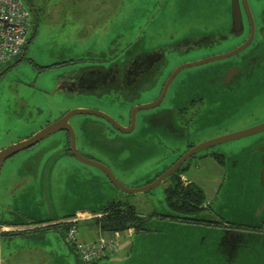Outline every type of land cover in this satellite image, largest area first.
Wrapping results in <instances>:
<instances>
[{"label": "rangeland", "instance_id": "obj_1", "mask_svg": "<svg viewBox=\"0 0 264 264\" xmlns=\"http://www.w3.org/2000/svg\"><path fill=\"white\" fill-rule=\"evenodd\" d=\"M184 1L32 0L36 14L38 12V22L25 50V59L0 77V150L36 132L61 112L101 108L96 101L86 98L87 95H68L55 90L59 70L53 67L57 63L75 58H95V54L110 43L116 44L120 51L127 44L155 48L173 43L178 39L179 11ZM227 2L218 0L213 14L208 15L210 18L203 15V20L208 24L216 22L218 19L212 20L211 17L219 11L228 13ZM157 92L158 89L154 88L142 100L157 97ZM135 102L121 103V100L113 99V108L106 109L105 113L127 116ZM147 113L148 110L140 111L138 121ZM248 115L235 116V120L216 127L210 136L207 133L200 138L219 137L261 123L249 122L252 117ZM82 118L95 119L76 115L73 122ZM88 133L85 134L91 137L92 133ZM81 138H84L82 133H78V150L101 160L125 187L131 189L146 185L188 145L210 140L123 139L125 144L122 145L119 141ZM263 141L264 132H260L205 149L188 161L189 168L182 177L202 189L206 203L218 218L226 222L264 225V209H261L264 154L255 150ZM60 146L63 144L55 145L49 140L39 150L20 152L3 164L0 171V219L15 220L19 213L26 218L51 221L52 217L63 218L74 211H77L75 214L85 211L78 215L85 217L87 214L83 213L99 211L116 199L130 202L142 216L154 212L170 213L165 201L168 181L150 192L126 195L114 187L102 171L92 166L68 157L61 161L56 158L53 161L56 164H50L51 157L47 161L48 156ZM211 152L223 153L225 164L221 165L207 155ZM256 169H259L257 177L254 176ZM98 175L103 177L104 183L91 179ZM38 224L33 222L30 229L37 228ZM147 228L149 231L141 233L128 229L108 234L115 239L117 252L103 259L101 264H233L237 259L239 264H264V245H257L254 251L244 249L235 258L227 254L226 257L219 249L224 235L221 228L192 226L158 217L150 218ZM258 231L245 232L260 233ZM0 244L3 246L0 264H75L74 255L54 232L30 239L14 237L8 242L0 238Z\"/></svg>", "mask_w": 264, "mask_h": 264}, {"label": "flooded vegetation", "instance_id": "obj_2", "mask_svg": "<svg viewBox=\"0 0 264 264\" xmlns=\"http://www.w3.org/2000/svg\"><path fill=\"white\" fill-rule=\"evenodd\" d=\"M227 1L228 13L216 12L211 18L218 20L208 24L205 19L203 20V15L213 14L218 0H185L179 11L181 21L178 39L173 43L169 42L155 48H144L142 44H127L123 51L118 50L116 44L110 43L103 51L96 53L95 58H75L57 63L53 67L59 70L55 78V90L68 95L73 93L87 95L86 98L96 101L101 108L88 110L95 112L94 114H77L92 116L95 119L82 118L78 122H73L76 115L72 116L68 120V125L63 124L65 130L49 135L24 151L39 150L49 140L54 141L55 145L63 144L54 153L49 154L47 161L51 157L49 163L53 164L56 158L61 161L62 158L68 157L76 161L69 139H78V133H82L84 138L81 139H106L109 142L122 140L120 144L124 145L123 139H199L202 134L208 133L210 136L216 127L226 125L241 114H249L252 119L248 121L254 124L264 122V0H237L241 12V24L237 26H232L231 15L232 1L236 0ZM30 4L34 12L32 1ZM227 14L228 17H225ZM32 16L34 17V13ZM27 46H24L25 50ZM240 49L242 50L231 55ZM22 52L0 69V77L11 68L5 70L21 56ZM176 70L179 71L173 75ZM167 82H169L167 90L161 96ZM154 88L158 89V96L142 100V97L145 98ZM113 99H119L121 103L137 102L127 116L106 114V109L113 108ZM159 100L161 101L155 105ZM147 105L155 106L139 109ZM160 106H162L160 109H156ZM147 110L145 118L138 121V113ZM68 112L70 111L61 112L56 119L47 121L36 132L64 117ZM71 129L74 136L71 135ZM36 132L19 141L32 137ZM88 132L92 133L91 137L86 135ZM209 136L200 139L215 138ZM192 147L194 145H188L171 164L143 187L153 183L173 167ZM76 149L84 158L106 166L94 155L82 154L77 145ZM39 154L42 155L43 152ZM197 154L164 180L169 182L168 186L171 177L185 167L188 169V161ZM207 155L221 156L224 159L223 153L211 152ZM185 172L181 175L184 176ZM180 180L184 186L194 183L182 176ZM99 182H103V179ZM18 216L22 221L27 220L24 215L18 213L17 218ZM160 219L192 226L213 227L194 221L187 223L173 215ZM30 223V226H33V223ZM57 223L59 222L54 218L39 223L33 230L14 231L17 234L10 237L0 234V238L8 242L14 237L30 239L43 233L54 232L68 246L78 264H81L73 246L66 239V225L58 224L57 228L51 226Z\"/></svg>", "mask_w": 264, "mask_h": 264}, {"label": "water", "instance_id": "obj_3", "mask_svg": "<svg viewBox=\"0 0 264 264\" xmlns=\"http://www.w3.org/2000/svg\"><path fill=\"white\" fill-rule=\"evenodd\" d=\"M23 1L26 4V6L28 7V9L33 14L34 12H33L32 7L27 3L26 0H23ZM231 15H232V26L240 25L241 24V12H240L237 0L232 1ZM36 28H37V19L34 16L33 17L32 31H31L29 39L26 41L25 46H27L29 41L33 38L35 31H36ZM242 49L238 50L237 52L232 53L231 55L238 53ZM24 51H25V48H24ZM23 55H24V52H22L21 56L17 60L10 63V65L7 68H5V70L14 66L15 64L19 63L22 60ZM190 65L192 66L193 64H190ZM179 70H176V72L173 75H175ZM169 82H167V84L164 86L161 96H163L165 94ZM160 101L161 100H159L155 105H157ZM155 105H151V106L147 105V106L140 107L139 109H146V108L153 107ZM94 113L95 112L88 111V110L70 111L64 117L60 118L59 120H56L55 122L47 125L46 127L42 128L41 130L36 132L32 137H30L28 139H24V140L16 142V143H12V144L8 145L7 147L1 149L0 150V171H1L3 164L8 159H10L11 157L15 156L16 154H18L24 150H27V149L33 147L34 145H36L40 141L44 140V138L48 137L49 135H51L55 132H58V131L65 130V127L63 126V124L66 123L68 125V120L72 116L77 115V114H94ZM260 132H264V122H261L255 126L249 127L247 129H244L241 131H237V132L230 133L227 135L215 137L213 139H210L208 141L200 143V144L192 147L186 154H184L179 159V161L173 167L168 169L164 174L160 175L153 183H151L145 187L135 188V189L127 188L124 185H122L120 183V181L116 178V176L112 173V171H110V169L107 166H105V165H103V164H101L95 160L86 159L83 156H81L76 149V145H75L76 139H69V140H70V144H71V151L73 153V157L77 161H79L81 163H85L87 165H90V166L102 171L106 175L108 181L114 187H116L119 191H121L125 194L132 195V194H137V193H145V192L151 191L155 187L159 186L164 180H166L170 176V174H172L177 168H179L180 165H182L184 162H186L189 158H191L195 154H197V153H199V152H201L207 148L216 146L218 144L234 141V140L244 138L247 136H251V135H254V134H257ZM71 135L74 136L72 129H71ZM121 141L122 140H120V143H121ZM255 150H256V152H261L264 154V141L259 143ZM223 164H225V163H223ZM261 168H262L261 169V184L264 185V160H263ZM258 170L259 169H256L254 171L255 177L258 176ZM261 209H264V200H263ZM75 212H77V211L69 213L66 216H70V215L73 216L75 214ZM89 212L94 213L97 211L91 210ZM66 216H64V217H66ZM27 219L28 220L22 221L21 223L22 224H30V222L48 221V220H45V221L44 220L43 221L42 220H34V219H30V218H27ZM50 219H54V217H52ZM228 223L241 225V226L248 227L251 229H259L261 227L260 225H257V224L248 225V224H242L241 222H228ZM147 229L149 230V228H147ZM221 231L222 232L224 231V235H223V239H222V242L220 244L219 249H221V251L225 253V256L227 254L231 258H235L237 256V254L244 249H246V251L249 252V251H254L257 245H261V246L264 245V234H262V233H252V232H245V231L231 230V229H222ZM75 264H78L77 260H75ZM233 264H239L238 259Z\"/></svg>", "mask_w": 264, "mask_h": 264}, {"label": "trees", "instance_id": "obj_4", "mask_svg": "<svg viewBox=\"0 0 264 264\" xmlns=\"http://www.w3.org/2000/svg\"><path fill=\"white\" fill-rule=\"evenodd\" d=\"M26 1L29 5H31L30 0H26ZM34 16L36 17V19H38L36 10L34 11ZM29 36L27 40L29 39ZM24 59H25V53L23 56V60ZM214 158L221 165H223L224 163L223 157L220 156ZM186 170L187 168L185 167L184 169L180 170V172L176 174L173 178L172 177L171 179L169 178L170 185L167 188H165V201L170 210L169 214H161L158 212H154L149 216H142L140 213L136 211L135 206L132 205L130 202L122 201V200H112L109 201L106 205H104V207L99 211L92 213V214H100V216H95L91 218L89 221L87 220L89 222L90 227L92 228L99 227L103 233H107V234L126 232L128 229H133L134 233H141V232L149 231L146 227L150 218L152 217L162 218L173 215L175 218H180L182 219V221H185L187 223H189L190 221H194L196 223L206 224L207 226H213L214 228L217 227L221 229H231V230H240V231L254 230L241 225L228 223L222 220L221 218H218L217 214L212 209V207L208 203H206V197L201 188H199L194 183H191L189 186L183 185L182 183L183 181L180 180V176H182L181 173L185 172ZM70 217L72 216L71 215L66 216L63 217L62 219L64 220ZM21 222L22 219L20 216H18V219H15L13 221L0 219V224L6 226H21L23 225ZM58 224H65L66 229L68 227V225L63 221L57 224H53L51 226L57 228ZM76 225L78 227H83L81 225V222H77ZM258 232L264 234V225L259 228ZM0 234H2L1 236L10 237L16 235L17 233L14 231H4L1 232ZM100 261H97L93 264H100Z\"/></svg>", "mask_w": 264, "mask_h": 264}, {"label": "built area", "instance_id": "obj_5", "mask_svg": "<svg viewBox=\"0 0 264 264\" xmlns=\"http://www.w3.org/2000/svg\"><path fill=\"white\" fill-rule=\"evenodd\" d=\"M32 25V12L23 0H0V69L22 52ZM79 214L63 220L68 225L65 231L66 239L77 253L79 262L93 264L115 254V239L103 233L99 227L92 230L91 238H86L81 227L76 225L77 222L100 214L83 213L87 215L78 217ZM6 230L5 226H0V233Z\"/></svg>", "mask_w": 264, "mask_h": 264}, {"label": "crops", "instance_id": "obj_6", "mask_svg": "<svg viewBox=\"0 0 264 264\" xmlns=\"http://www.w3.org/2000/svg\"><path fill=\"white\" fill-rule=\"evenodd\" d=\"M27 48H28V46H27ZM224 165V164H223ZM91 179H99V180H102L103 179V177L101 176V175H98L97 176V178L96 177H92ZM99 182V181H98ZM99 183H104V182H99ZM82 212H85V211H82ZM82 212H80V213H82ZM86 213H89V214H92V213H90V212H86ZM55 220H56V218H55ZM11 221H13V220H11ZM61 221H63V219L62 218H58L57 220H56V222H61ZM88 221H85V222H81V225L83 226V227H81V229L84 231L83 233H84V236L87 238V237H89V238H91L92 237V230H91V227H90V225H89V223H87ZM31 224H23V225H21V226H6V225H4L6 228H7V230L6 231H18V230H25V229H30V227H32V226H30ZM90 231H92L91 232V234H90ZM84 237V238H85ZM0 250H3V246L0 244ZM105 259V258H104ZM103 260V259H102ZM101 260V261H102ZM101 261H100V264H101Z\"/></svg>", "mask_w": 264, "mask_h": 264}, {"label": "bare ground", "instance_id": "obj_7", "mask_svg": "<svg viewBox=\"0 0 264 264\" xmlns=\"http://www.w3.org/2000/svg\"><path fill=\"white\" fill-rule=\"evenodd\" d=\"M37 14H38V12H37ZM172 72H173V71H172ZM175 75H176V74H175ZM168 79H169V78H168ZM89 220H90V219H89ZM89 220H88V221H89ZM85 221H86V220H85Z\"/></svg>", "mask_w": 264, "mask_h": 264}]
</instances>
